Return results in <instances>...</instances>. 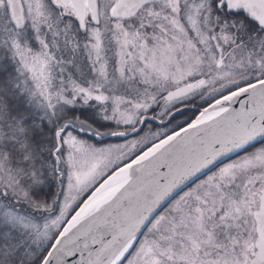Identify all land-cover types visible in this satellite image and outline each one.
Returning a JSON list of instances; mask_svg holds the SVG:
<instances>
[{
  "label": "snow or ice",
  "instance_id": "snow-or-ice-1",
  "mask_svg": "<svg viewBox=\"0 0 264 264\" xmlns=\"http://www.w3.org/2000/svg\"><path fill=\"white\" fill-rule=\"evenodd\" d=\"M0 264H264V0H0Z\"/></svg>",
  "mask_w": 264,
  "mask_h": 264
},
{
  "label": "rangeland",
  "instance_id": "rangeland-1",
  "mask_svg": "<svg viewBox=\"0 0 264 264\" xmlns=\"http://www.w3.org/2000/svg\"><path fill=\"white\" fill-rule=\"evenodd\" d=\"M128 139H131V137H129ZM107 143H123L124 142V138H107Z\"/></svg>",
  "mask_w": 264,
  "mask_h": 264
},
{
  "label": "trees",
  "instance_id": "trees-1",
  "mask_svg": "<svg viewBox=\"0 0 264 264\" xmlns=\"http://www.w3.org/2000/svg\"><path fill=\"white\" fill-rule=\"evenodd\" d=\"M190 114V113H189ZM113 138H116V137H113Z\"/></svg>",
  "mask_w": 264,
  "mask_h": 264
},
{
  "label": "water",
  "instance_id": "water-1",
  "mask_svg": "<svg viewBox=\"0 0 264 264\" xmlns=\"http://www.w3.org/2000/svg\"><path fill=\"white\" fill-rule=\"evenodd\" d=\"M111 138H113V137H111Z\"/></svg>",
  "mask_w": 264,
  "mask_h": 264
}]
</instances>
